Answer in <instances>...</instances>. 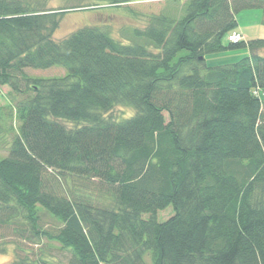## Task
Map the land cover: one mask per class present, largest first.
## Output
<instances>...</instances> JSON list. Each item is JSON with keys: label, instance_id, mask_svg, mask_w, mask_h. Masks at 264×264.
Listing matches in <instances>:
<instances>
[{"label": "trees", "instance_id": "16d2710c", "mask_svg": "<svg viewBox=\"0 0 264 264\" xmlns=\"http://www.w3.org/2000/svg\"><path fill=\"white\" fill-rule=\"evenodd\" d=\"M252 7L264 0H185L128 41L92 24L56 40L67 8L0 0V100L4 86L12 100L0 133L19 120L0 157V221L21 211L29 237L58 242L68 264H264V38L228 39ZM242 46L235 62H206ZM52 66L66 73L26 72ZM117 105L133 111L114 118ZM39 205L61 225L43 228Z\"/></svg>", "mask_w": 264, "mask_h": 264}, {"label": "rangeland", "instance_id": "374dc122", "mask_svg": "<svg viewBox=\"0 0 264 264\" xmlns=\"http://www.w3.org/2000/svg\"><path fill=\"white\" fill-rule=\"evenodd\" d=\"M89 1L47 0V6L50 8L68 9L54 35L56 40L67 37L81 26L92 24L105 27L119 40L128 41L133 27H145L150 15L163 12L180 14L185 2V0H134L119 7L70 8L77 4H87ZM235 17L238 22L237 29L245 35L247 40L264 38V7L242 9L236 13ZM259 52L264 55V49H260ZM247 54H249V50L245 46L228 48L224 51L206 54V62L210 66L222 65L235 62ZM26 72L34 77L47 78L63 76L66 69L62 66H52L45 69L26 68ZM9 91L10 88L4 86V95L0 100L4 107L7 106L4 108L5 113L12 103ZM132 111L133 109L129 106L117 105L109 114L114 118H120ZM2 123L4 128L0 133V157L9 154L13 137L19 127V120L6 116ZM68 125L74 126V123L69 122ZM38 208L41 217L40 224L43 228L54 229L61 225V222L43 206L39 205ZM173 214V206L169 205L158 211V219L165 221ZM26 228L27 225L21 211L15 214L13 222L0 221V264H11L16 258L25 255L32 259L45 260V264L69 263L72 253L68 249L62 248L58 242L45 237L41 240L29 237L30 233L27 230L24 231ZM146 261L148 264H152L149 255L146 256Z\"/></svg>", "mask_w": 264, "mask_h": 264}, {"label": "built area", "instance_id": "2783aa9c", "mask_svg": "<svg viewBox=\"0 0 264 264\" xmlns=\"http://www.w3.org/2000/svg\"><path fill=\"white\" fill-rule=\"evenodd\" d=\"M228 39L233 43H238L245 39V35L239 31H233L228 35ZM256 93L258 92L256 91Z\"/></svg>", "mask_w": 264, "mask_h": 264}, {"label": "crops", "instance_id": "0c3cea01", "mask_svg": "<svg viewBox=\"0 0 264 264\" xmlns=\"http://www.w3.org/2000/svg\"><path fill=\"white\" fill-rule=\"evenodd\" d=\"M238 30V29H237ZM240 31V30H239Z\"/></svg>", "mask_w": 264, "mask_h": 264}]
</instances>
